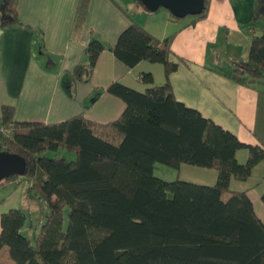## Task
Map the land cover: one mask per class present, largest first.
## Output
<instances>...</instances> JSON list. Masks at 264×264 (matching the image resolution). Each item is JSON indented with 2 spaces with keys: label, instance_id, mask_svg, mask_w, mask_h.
<instances>
[{
  "label": "trees",
  "instance_id": "trees-1",
  "mask_svg": "<svg viewBox=\"0 0 264 264\" xmlns=\"http://www.w3.org/2000/svg\"><path fill=\"white\" fill-rule=\"evenodd\" d=\"M90 1L80 0L76 27L86 21ZM210 7L205 0L190 25L206 19ZM261 19L264 0H256L251 26ZM0 23H22L18 0L0 1ZM256 31L249 58L234 61L227 76L264 90V29ZM176 35L160 39L132 20L110 47L130 68L149 62L165 70L161 84L151 72L141 73L144 90L117 80L97 91L90 105L102 92L126 103L113 121L100 123L84 113L56 123L16 121L15 106L1 107L12 135L0 150L25 158L30 191L45 199L49 213L34 237L23 232L28 216L22 209L0 214V264H264V221L248 190L230 188L232 179L247 180L264 161V144L243 142L177 99L170 78L180 63L172 60ZM107 48L92 36L87 61L70 72L71 96L85 74L90 80ZM242 149L248 151L245 162L237 156ZM66 150L76 158L57 154ZM158 164L215 169L218 179L213 185L167 180L156 175Z\"/></svg>",
  "mask_w": 264,
  "mask_h": 264
},
{
  "label": "crops",
  "instance_id": "crops-1",
  "mask_svg": "<svg viewBox=\"0 0 264 264\" xmlns=\"http://www.w3.org/2000/svg\"><path fill=\"white\" fill-rule=\"evenodd\" d=\"M79 2L18 0L22 23L5 27L0 23V118L1 107L13 105L16 121L56 123L81 113L100 123L117 119L126 103L102 92L90 105L97 91L117 80L144 90L140 79L143 72H151L156 84L165 80L162 64L141 62L130 68L110 50L135 20L160 39L177 32L172 60L180 63L170 78L179 101L243 142L264 144V90L227 76L234 61L249 58L252 33L264 29L263 19L257 27L251 26L256 0H211L208 17L194 25H190L194 16L173 20L167 9L148 11L135 0H91L86 21L76 27ZM92 36L108 48L100 54L90 80L85 74L73 86L71 96L70 72L87 61L86 49ZM237 156L245 162L248 151L242 149ZM185 165L175 169L174 179L207 185L217 182L215 169L195 166L198 168L187 170ZM263 175L264 161L247 180L232 179L230 188L248 190L264 221ZM6 204L0 203V214L8 210L3 209Z\"/></svg>",
  "mask_w": 264,
  "mask_h": 264
},
{
  "label": "rangeland",
  "instance_id": "rangeland-1",
  "mask_svg": "<svg viewBox=\"0 0 264 264\" xmlns=\"http://www.w3.org/2000/svg\"><path fill=\"white\" fill-rule=\"evenodd\" d=\"M57 154L63 155L67 160H73L76 158L75 152L70 150H66L64 153L59 152ZM48 155L53 156V152L49 151ZM240 162H244L242 157ZM157 166L155 172L157 176L167 180L175 178V168L164 164H158ZM184 168L187 170H195L193 168L198 167L186 164ZM188 173H191V171H188ZM30 186L31 181H29L24 175L19 176L16 181L7 179L0 181V203L2 202L1 204H3L7 202V204L3 206L4 210H9L11 208L22 209L28 216L27 226L24 228L23 232L30 237H34L39 233L41 226L49 213V205L45 199L39 198V196L30 191ZM67 212L66 220L64 222L65 228L68 225Z\"/></svg>",
  "mask_w": 264,
  "mask_h": 264
},
{
  "label": "water",
  "instance_id": "water-1",
  "mask_svg": "<svg viewBox=\"0 0 264 264\" xmlns=\"http://www.w3.org/2000/svg\"><path fill=\"white\" fill-rule=\"evenodd\" d=\"M148 11L167 9L177 18L200 15L205 8V0H139ZM27 161L19 154L0 150V181L13 176L25 175Z\"/></svg>",
  "mask_w": 264,
  "mask_h": 264
},
{
  "label": "built area",
  "instance_id": "built-area-1",
  "mask_svg": "<svg viewBox=\"0 0 264 264\" xmlns=\"http://www.w3.org/2000/svg\"><path fill=\"white\" fill-rule=\"evenodd\" d=\"M12 135V129H8L4 126L2 119L0 118V142L4 139V138H8ZM263 182H264V175L262 178Z\"/></svg>",
  "mask_w": 264,
  "mask_h": 264
}]
</instances>
